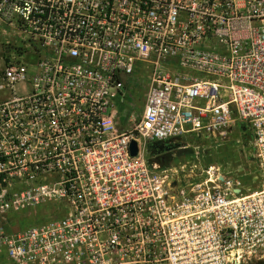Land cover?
I'll list each match as a JSON object with an SVG mask.
<instances>
[{"label": "built area", "instance_id": "built-area-1", "mask_svg": "<svg viewBox=\"0 0 264 264\" xmlns=\"http://www.w3.org/2000/svg\"><path fill=\"white\" fill-rule=\"evenodd\" d=\"M255 261L264 0H0V264Z\"/></svg>", "mask_w": 264, "mask_h": 264}, {"label": "rangeland", "instance_id": "rangeland-1", "mask_svg": "<svg viewBox=\"0 0 264 264\" xmlns=\"http://www.w3.org/2000/svg\"><path fill=\"white\" fill-rule=\"evenodd\" d=\"M128 84L127 90L125 92V105L124 109L122 108L120 111V115L126 116V118L130 119L131 116H135L137 120L141 118L143 107L145 105V96L147 92L146 82L147 79L141 77H133L131 79L125 80ZM127 128H130L129 122H125V124L120 126V131H124ZM212 148L210 151H206L205 154L208 156L210 161H221V158L217 155L219 151L216 149V145H211ZM189 157L190 153H186ZM228 161L234 162L239 165V169L242 172H253V174H257V168L255 165H250L251 160V149L249 144L244 141L242 145H236L233 149H230L228 154ZM210 157V158H209ZM247 184L251 190H255L259 184V180H255L252 178H247L242 181ZM42 211V210H41ZM29 224H35L34 220H30Z\"/></svg>", "mask_w": 264, "mask_h": 264}, {"label": "water", "instance_id": "water-1", "mask_svg": "<svg viewBox=\"0 0 264 264\" xmlns=\"http://www.w3.org/2000/svg\"><path fill=\"white\" fill-rule=\"evenodd\" d=\"M130 152H131V156H133V157H135L138 154V148H137V144L135 142L131 143Z\"/></svg>", "mask_w": 264, "mask_h": 264}, {"label": "flooded vegetation", "instance_id": "flooded-vegetation-1", "mask_svg": "<svg viewBox=\"0 0 264 264\" xmlns=\"http://www.w3.org/2000/svg\"><path fill=\"white\" fill-rule=\"evenodd\" d=\"M251 264H264V261H255V262H253V263H251Z\"/></svg>", "mask_w": 264, "mask_h": 264}, {"label": "trees", "instance_id": "trees-1", "mask_svg": "<svg viewBox=\"0 0 264 264\" xmlns=\"http://www.w3.org/2000/svg\"><path fill=\"white\" fill-rule=\"evenodd\" d=\"M167 162V159L165 160V163Z\"/></svg>", "mask_w": 264, "mask_h": 264}]
</instances>
